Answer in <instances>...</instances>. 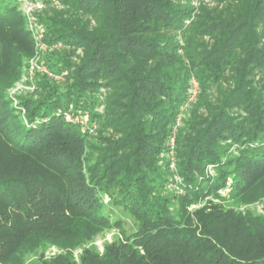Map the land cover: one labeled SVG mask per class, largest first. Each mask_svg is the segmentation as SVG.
<instances>
[{"label":"trees","instance_id":"16d2710c","mask_svg":"<svg viewBox=\"0 0 264 264\" xmlns=\"http://www.w3.org/2000/svg\"><path fill=\"white\" fill-rule=\"evenodd\" d=\"M40 1L55 78L15 95L0 0V264H264V0Z\"/></svg>","mask_w":264,"mask_h":264},{"label":"built area","instance_id":"2783aa9c","mask_svg":"<svg viewBox=\"0 0 264 264\" xmlns=\"http://www.w3.org/2000/svg\"><path fill=\"white\" fill-rule=\"evenodd\" d=\"M18 5L20 12L22 13L23 17L26 20V27L28 32L30 33L34 44H35V55L29 61V79L32 81L34 73H40L42 75L47 76L48 78H55L45 67L44 65V55L47 51H51L52 49L47 47L44 42V35H43V28L38 22V15L44 10V5L40 0H18ZM33 90V89H32ZM197 84L192 81V89H191V98L192 100L196 95ZM12 93H14L12 91ZM68 121H73L69 116H66ZM79 124H84L82 122H78ZM168 154L167 160L169 161V169L171 172H175V160H174V139L168 143ZM209 173L210 172L209 169ZM179 180L175 177V182L177 183ZM222 195L228 198V194L226 191H222Z\"/></svg>","mask_w":264,"mask_h":264},{"label":"rangeland","instance_id":"374dc122","mask_svg":"<svg viewBox=\"0 0 264 264\" xmlns=\"http://www.w3.org/2000/svg\"><path fill=\"white\" fill-rule=\"evenodd\" d=\"M45 67H46V64H45ZM28 68H29V63L25 66V71L23 73V77L22 79L16 83L14 89H13V94H20V95H25V94H29L32 92V84L34 83L33 81V78H34V75H33V78H32V81L28 80L29 79V72H28ZM263 208H264V200L262 203L260 204H255V205H252V206H239V207H236L235 209L238 211V212H245L246 210H250L252 211L253 213H257V214H262L263 213ZM113 235H114V232L111 231V232H105L102 236L98 237L95 241V245L98 247L99 251L102 250V245L103 243L105 242H111L112 238H113ZM56 253V249L54 248H51L50 250H48L46 252V255L47 256H51L53 254Z\"/></svg>","mask_w":264,"mask_h":264}]
</instances>
